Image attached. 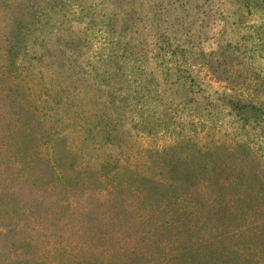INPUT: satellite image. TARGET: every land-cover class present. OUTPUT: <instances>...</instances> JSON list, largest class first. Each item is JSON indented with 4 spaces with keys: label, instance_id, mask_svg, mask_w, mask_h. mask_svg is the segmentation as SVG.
Returning a JSON list of instances; mask_svg holds the SVG:
<instances>
[{
    "label": "trees",
    "instance_id": "16d2710c",
    "mask_svg": "<svg viewBox=\"0 0 264 264\" xmlns=\"http://www.w3.org/2000/svg\"><path fill=\"white\" fill-rule=\"evenodd\" d=\"M0 12L6 41L39 50L44 97L64 76L66 102L95 110L87 121L180 148L184 194L211 189L206 237L155 264H264V0H0ZM83 90L91 98L77 100ZM199 193L186 195L193 210Z\"/></svg>",
    "mask_w": 264,
    "mask_h": 264
},
{
    "label": "rangeland",
    "instance_id": "374dc122",
    "mask_svg": "<svg viewBox=\"0 0 264 264\" xmlns=\"http://www.w3.org/2000/svg\"><path fill=\"white\" fill-rule=\"evenodd\" d=\"M259 12L248 23L263 22ZM6 33L0 12V264H155L182 238L206 237L211 189L187 183L190 197L200 191L193 210L180 188L186 154L156 152L164 140L134 138L129 125L87 121L95 110L66 102L64 76L50 75L44 97L39 50Z\"/></svg>",
    "mask_w": 264,
    "mask_h": 264
}]
</instances>
